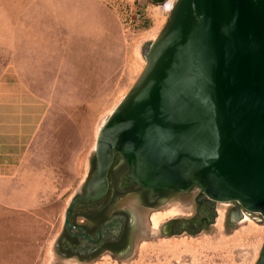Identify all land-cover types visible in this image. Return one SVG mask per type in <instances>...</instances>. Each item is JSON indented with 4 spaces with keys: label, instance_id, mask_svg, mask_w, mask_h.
Segmentation results:
<instances>
[{
    "label": "rangeland",
    "instance_id": "obj_1",
    "mask_svg": "<svg viewBox=\"0 0 264 264\" xmlns=\"http://www.w3.org/2000/svg\"><path fill=\"white\" fill-rule=\"evenodd\" d=\"M162 4L0 0V264H85L59 256L54 243L100 127L141 74V48L173 8ZM198 196L195 189L157 210L126 200L138 221L130 255L90 264H255L261 217L239 210L228 227L234 203H217L214 223L196 236H161L167 220L195 216ZM162 213L169 217L153 226Z\"/></svg>",
    "mask_w": 264,
    "mask_h": 264
},
{
    "label": "water",
    "instance_id": "obj_2",
    "mask_svg": "<svg viewBox=\"0 0 264 264\" xmlns=\"http://www.w3.org/2000/svg\"><path fill=\"white\" fill-rule=\"evenodd\" d=\"M141 49L145 66L101 126L64 227L76 205L105 195L117 158L147 192L197 188L258 214L264 227V0H176ZM236 208L228 227L242 217ZM255 264H264V240Z\"/></svg>",
    "mask_w": 264,
    "mask_h": 264
},
{
    "label": "flooded vegetation",
    "instance_id": "obj_3",
    "mask_svg": "<svg viewBox=\"0 0 264 264\" xmlns=\"http://www.w3.org/2000/svg\"><path fill=\"white\" fill-rule=\"evenodd\" d=\"M108 182V190L104 196L76 205L69 220L71 226L68 230L63 223V231L55 246L57 254L62 258L90 264L103 255L111 258L123 257L129 251L133 235L138 229V221L135 219L134 212L120 207V201L135 197L141 208L157 210L161 204L167 203L173 197L187 193L167 191L150 193L141 189L129 181L128 168L118 158L115 159L109 171ZM84 187L76 196L84 192ZM192 189H196L200 195L197 199L196 217L192 221L178 218L167 220L162 227L161 236L166 238L182 235L196 236L213 223L217 203L207 200L197 188ZM234 204L237 207L235 216L240 215L241 217L239 210L242 214L246 213L236 203ZM228 223H231L230 218H228Z\"/></svg>",
    "mask_w": 264,
    "mask_h": 264
},
{
    "label": "bare ground",
    "instance_id": "obj_4",
    "mask_svg": "<svg viewBox=\"0 0 264 264\" xmlns=\"http://www.w3.org/2000/svg\"><path fill=\"white\" fill-rule=\"evenodd\" d=\"M174 6V5H173ZM172 10V9H171ZM107 120V119H106ZM105 120V121H106ZM105 123V122H104ZM103 123V124H104ZM101 128V127H100ZM100 130V129H99ZM98 133H99V131H98ZM98 135V134H97ZM96 143V142H95ZM170 213H172V212H170ZM169 214V213H168ZM168 214H164L163 215V213H162V215L161 214H158V215H156V216H153V218H152V223H153V226H157L158 224H159V222H161L165 217H167L168 216Z\"/></svg>",
    "mask_w": 264,
    "mask_h": 264
},
{
    "label": "built area",
    "instance_id": "obj_5",
    "mask_svg": "<svg viewBox=\"0 0 264 264\" xmlns=\"http://www.w3.org/2000/svg\"><path fill=\"white\" fill-rule=\"evenodd\" d=\"M171 1V4L174 5L176 0H165L162 5H166L167 2ZM169 13V11H167Z\"/></svg>",
    "mask_w": 264,
    "mask_h": 264
},
{
    "label": "crops",
    "instance_id": "obj_6",
    "mask_svg": "<svg viewBox=\"0 0 264 264\" xmlns=\"http://www.w3.org/2000/svg\"><path fill=\"white\" fill-rule=\"evenodd\" d=\"M169 217V216H168Z\"/></svg>",
    "mask_w": 264,
    "mask_h": 264
}]
</instances>
